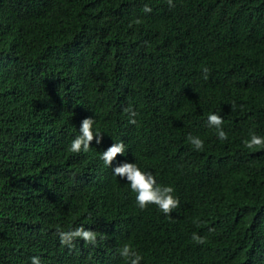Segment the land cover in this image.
<instances>
[{
	"label": "trees",
	"instance_id": "1",
	"mask_svg": "<svg viewBox=\"0 0 264 264\" xmlns=\"http://www.w3.org/2000/svg\"><path fill=\"white\" fill-rule=\"evenodd\" d=\"M220 67L245 76L238 95L216 84ZM173 71L178 85H159ZM231 96L247 115L228 117L221 140L207 117ZM85 117L103 140L73 153ZM253 133L264 136V0H0V264H129L124 244L140 264H264ZM120 141L116 160L171 185L176 211L136 205L100 159ZM81 226L95 243L61 244L57 229Z\"/></svg>",
	"mask_w": 264,
	"mask_h": 264
},
{
	"label": "clouds",
	"instance_id": "2",
	"mask_svg": "<svg viewBox=\"0 0 264 264\" xmlns=\"http://www.w3.org/2000/svg\"><path fill=\"white\" fill-rule=\"evenodd\" d=\"M168 3L172 6L173 0H168ZM144 11H151V9L148 6H145ZM213 64L218 63L211 60V65ZM174 65L175 64L169 66L165 72H167ZM175 71L165 74L159 85L166 88L178 85L177 80L171 76ZM201 71L204 74V79H208V67H202ZM244 77L245 76H242L240 73L232 71L231 69L224 70L223 67L216 68L213 73V78L216 80V84L224 83L226 85V90L231 95L239 94L238 91L242 88V85L245 82ZM185 89L190 88L185 87ZM225 103H228L229 105V109L226 114H223L222 111L217 109V111H213V113L209 114L207 117L210 132H217V136L221 140L227 139V128H230L233 124L230 121L231 118L227 119L228 117H237L245 120L247 115V113L240 111L241 100L239 97L234 98L231 96L230 102L225 101ZM131 115L135 116L136 113L131 112ZM94 123L95 122L92 117H85L82 119L79 126V134L76 135L68 145L69 151L73 153L88 152L94 139L97 145L102 143L103 134L98 128L94 127ZM152 130L154 129L152 128ZM215 136H213V138ZM188 140L195 150L200 151L203 149L204 141L199 136L190 134L188 136ZM243 143L249 149L254 146H264V136L253 133L248 139L243 141ZM126 152L127 148L123 141L114 142L103 150L100 154V159L106 166L111 167L113 175L118 176L121 180H125L128 183L131 191L135 193V202L140 209L146 208L149 204H154L159 208V211H162L165 214H170L171 212L176 211L180 207L181 198L175 193L174 188L171 185H162L161 183H158L156 177L151 171L141 168L133 161H129L127 159L116 160L118 154L120 156H125ZM229 161L230 160L228 159V163ZM220 164L225 165L224 163ZM194 171L192 173H194ZM192 186L194 187L196 185L192 184ZM197 212L202 213V210L199 208ZM57 233L61 244L70 245L78 237L89 243H95L96 241V234L92 230L86 229L83 226L69 231L57 229ZM192 238L200 242H202L203 239L196 233H193ZM118 251L119 255L126 258L129 264H140V261L143 259V257L128 244H124L120 249H118ZM30 259L31 264H41V258L39 256H32Z\"/></svg>",
	"mask_w": 264,
	"mask_h": 264
}]
</instances>
